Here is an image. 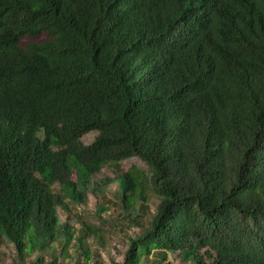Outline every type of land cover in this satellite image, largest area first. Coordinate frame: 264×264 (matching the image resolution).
<instances>
[{
	"label": "trees",
	"instance_id": "obj_1",
	"mask_svg": "<svg viewBox=\"0 0 264 264\" xmlns=\"http://www.w3.org/2000/svg\"><path fill=\"white\" fill-rule=\"evenodd\" d=\"M114 182V264H264V0H0V237L90 264Z\"/></svg>",
	"mask_w": 264,
	"mask_h": 264
},
{
	"label": "rangeland",
	"instance_id": "obj_2",
	"mask_svg": "<svg viewBox=\"0 0 264 264\" xmlns=\"http://www.w3.org/2000/svg\"><path fill=\"white\" fill-rule=\"evenodd\" d=\"M96 137V132H88L83 136V141L85 143H91ZM134 165L141 168L147 169L148 164L138 157H132L123 161V166L128 169ZM113 171L110 167H105L104 170L99 174V179L113 177ZM117 190V184L110 183L103 188L101 195H96L92 190L88 194V202L82 204H75L72 206V212L60 210L61 220L66 221L67 217H70V222L76 227L81 224L80 218L76 215L79 214L86 221H90L92 224L100 227V231L105 232L106 243L101 244L95 237H89L88 241L90 243L91 249L98 250L99 255L95 254L93 256L90 264H95L94 261L98 260L100 264H114L115 262H120L123 258L128 242V233L132 231L129 227L128 222L124 220V217L119 214L120 209H118L115 203V193ZM104 194V195H103ZM98 203H108V209L102 211L100 214L97 212ZM154 207L153 203L151 204ZM75 242L72 241L73 245ZM46 255V252L43 253ZM36 254L28 257L26 259V264H33V259ZM63 263V261L61 260ZM0 264H20L16 259V251L14 245L0 237ZM63 264H70L64 262ZM167 264H193L191 261H184L176 257L175 254H170V258Z\"/></svg>",
	"mask_w": 264,
	"mask_h": 264
}]
</instances>
